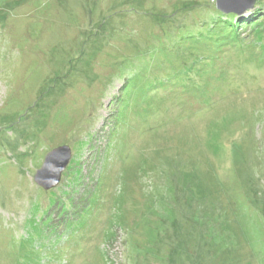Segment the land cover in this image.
<instances>
[{
  "label": "rangeland",
  "instance_id": "1",
  "mask_svg": "<svg viewBox=\"0 0 264 264\" xmlns=\"http://www.w3.org/2000/svg\"><path fill=\"white\" fill-rule=\"evenodd\" d=\"M262 15L0 0V264H264Z\"/></svg>",
  "mask_w": 264,
  "mask_h": 264
},
{
  "label": "water",
  "instance_id": "2",
  "mask_svg": "<svg viewBox=\"0 0 264 264\" xmlns=\"http://www.w3.org/2000/svg\"><path fill=\"white\" fill-rule=\"evenodd\" d=\"M257 0H216L218 11L226 15L242 16L253 10ZM72 159V150L69 146H61L50 152L35 176V183L46 191L57 188L62 175Z\"/></svg>",
  "mask_w": 264,
  "mask_h": 264
},
{
  "label": "trees",
  "instance_id": "3",
  "mask_svg": "<svg viewBox=\"0 0 264 264\" xmlns=\"http://www.w3.org/2000/svg\"><path fill=\"white\" fill-rule=\"evenodd\" d=\"M220 14H221V17H222V21H220V22H222V24H223V26H225V27H227V29H231V31H230V36L231 35H233L234 33L232 32V22L234 21V20H236V16L235 15H233V14H230V15H226V14H224V13H221L220 12ZM261 14V13H260ZM260 16V15H259ZM223 18L225 19V20H223ZM239 18V17H238ZM262 19H264V15H262V17H261ZM260 18V19H261ZM240 19V18H239ZM261 19V20H262ZM236 21H238V20H236ZM241 22H243V25L245 26V27H247V26H249V22L247 21H241V20H239L238 21V24H241ZM258 22L259 21H257V22H255L253 25L255 26V25H257L258 24ZM252 25V26H253ZM251 29H253V32L258 36V37H261L262 36V33H261V31H260V26H256V27H253V28H251ZM126 108H127V106H119V108H118V110H119V113H123L125 110H126Z\"/></svg>",
  "mask_w": 264,
  "mask_h": 264
},
{
  "label": "bare ground",
  "instance_id": "4",
  "mask_svg": "<svg viewBox=\"0 0 264 264\" xmlns=\"http://www.w3.org/2000/svg\"><path fill=\"white\" fill-rule=\"evenodd\" d=\"M230 15V14H229ZM240 17V16H239Z\"/></svg>",
  "mask_w": 264,
  "mask_h": 264
}]
</instances>
